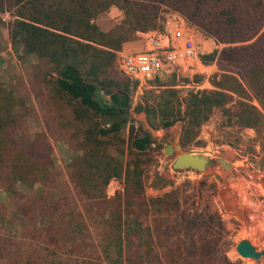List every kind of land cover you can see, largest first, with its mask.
<instances>
[{"label":"trees","instance_id":"1","mask_svg":"<svg viewBox=\"0 0 264 264\" xmlns=\"http://www.w3.org/2000/svg\"><path fill=\"white\" fill-rule=\"evenodd\" d=\"M111 6L123 12V20L105 31L95 20ZM166 9L224 45L202 55L204 61L216 59L219 71L210 80L212 89L184 98L183 115L169 86L175 74L153 102L139 103L136 110L163 128L182 119L183 146L215 110L229 124L264 136V0H0V12L14 16L11 42L47 63L44 78L52 93L71 108L69 144L81 151L67 164L68 179L59 182L47 134L19 133L12 96L0 88V188L13 204L3 205L7 215L0 213L5 264H104L101 258H109L112 248L115 258H124L113 264H145L154 253L160 264H213L206 258L209 243L200 250L193 243L167 241L165 213L178 211L180 200L175 190L145 194L153 141L131 122L135 82L115 68L122 45L137 39V32L160 28ZM112 179L122 188L108 196ZM212 226L206 221V231ZM216 226L221 227L220 218Z\"/></svg>","mask_w":264,"mask_h":264},{"label":"rangeland","instance_id":"2","mask_svg":"<svg viewBox=\"0 0 264 264\" xmlns=\"http://www.w3.org/2000/svg\"><path fill=\"white\" fill-rule=\"evenodd\" d=\"M13 19L10 12H0V88L12 96V113L15 115V128L19 133L35 134L42 131L47 134L56 170L62 174L59 182H63L68 179L67 164L72 157L81 153L68 141L74 127L70 123L71 108L52 93L50 83L46 81L47 76L44 75L48 71L47 63L33 54L23 53L11 42L10 22ZM122 20L123 12L118 8L114 12L106 11L95 21L103 30L109 31ZM137 39L141 40L139 32ZM203 43V55L224 47L221 43L213 44L211 40ZM115 68L119 71L116 62ZM218 71L215 67L209 68V81ZM205 77L206 75L198 76L195 81H203ZM169 78L167 76L155 81L154 86L141 92L133 85L129 111L131 122L147 132L153 141L148 152L154 161L146 172L145 194L163 196L175 190L174 198L176 196L180 200L178 211L165 213L169 228L167 241L170 244L193 243L200 250L209 243L206 258H211L213 264H226L225 258L231 264H264V257L253 260L240 256L236 251V245L242 239L249 240L258 250L264 248V136H259L254 128L229 124L222 112L215 110L198 129V134L191 139V143L183 146L182 119L163 128L158 126L154 118H148L145 111L136 110L139 103H146V100L153 102L167 86ZM183 80L175 77L174 83L169 85L177 93L182 115L185 108L184 98L192 92L185 95L184 89L174 87ZM212 88L211 84L209 89ZM101 94L105 99L108 98L104 92L101 91ZM253 103L259 106L255 99ZM128 128L129 125L121 132L124 139L127 138ZM168 144L173 148L201 152L211 161L200 172L192 169L174 170L172 163L177 153L175 150L166 153ZM111 148L115 149L114 146ZM220 160L230 164V169H225ZM38 188L35 185L32 190L36 191ZM121 188V182L112 179L107 187L108 196H113ZM52 189L60 188L52 186ZM63 189L68 190L67 187ZM225 190L228 191L227 198H232L231 202L235 206L233 209L227 208L226 200L222 197ZM5 204L8 208L13 207L9 196L0 188V213L7 215L8 208L3 206ZM219 218L221 227L216 226ZM206 221L213 222L208 231ZM0 231L5 233L3 229ZM95 239L101 240L98 237ZM113 254L112 248L109 258H101L103 263L124 262V258H115ZM156 255L154 253L147 258L145 264H160V258ZM0 264L5 263L0 260Z\"/></svg>","mask_w":264,"mask_h":264},{"label":"built area","instance_id":"3","mask_svg":"<svg viewBox=\"0 0 264 264\" xmlns=\"http://www.w3.org/2000/svg\"><path fill=\"white\" fill-rule=\"evenodd\" d=\"M160 25V28L139 32L143 44L140 49L117 51L119 71L133 80L140 92L154 86L157 79L172 74L177 79L187 78L174 85L184 89L185 95L190 91L208 90L209 68L218 69V66L216 59L211 63L203 60V42L211 40L216 44L217 41L175 10L163 11ZM203 75H206L203 81H195Z\"/></svg>","mask_w":264,"mask_h":264},{"label":"water","instance_id":"4","mask_svg":"<svg viewBox=\"0 0 264 264\" xmlns=\"http://www.w3.org/2000/svg\"><path fill=\"white\" fill-rule=\"evenodd\" d=\"M175 150L177 155L172 163L174 170L192 169L195 171H202L209 165L211 159L204 156L201 152L182 150L179 147L173 148L171 144H168L165 148L166 153H170ZM225 169H230V164L223 162ZM236 251L238 254L245 258L258 260L264 257V248L258 250L249 240L242 239L236 245Z\"/></svg>","mask_w":264,"mask_h":264},{"label":"crops","instance_id":"5","mask_svg":"<svg viewBox=\"0 0 264 264\" xmlns=\"http://www.w3.org/2000/svg\"><path fill=\"white\" fill-rule=\"evenodd\" d=\"M117 9L118 8L116 6H111L110 9H109V12H114ZM141 47H143V44H142L140 39H135V40H132V41H126L123 44V49H125V50H137V49H140Z\"/></svg>","mask_w":264,"mask_h":264},{"label":"bare ground","instance_id":"6","mask_svg":"<svg viewBox=\"0 0 264 264\" xmlns=\"http://www.w3.org/2000/svg\"><path fill=\"white\" fill-rule=\"evenodd\" d=\"M221 161V160H220ZM222 163L225 162L224 160L221 161ZM222 197L225 198V203L227 204V208L228 209H233L235 206H234V203L231 202L232 198H227L228 197V191L225 190L222 192ZM228 199V200H227Z\"/></svg>","mask_w":264,"mask_h":264}]
</instances>
